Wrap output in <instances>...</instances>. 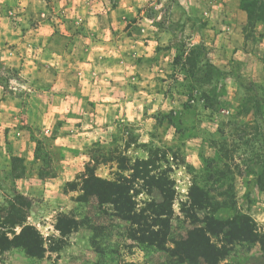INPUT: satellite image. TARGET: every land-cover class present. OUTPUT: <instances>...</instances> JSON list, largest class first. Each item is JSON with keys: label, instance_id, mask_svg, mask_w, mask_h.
Returning <instances> with one entry per match:
<instances>
[{"label": "rangeland", "instance_id": "rangeland-1", "mask_svg": "<svg viewBox=\"0 0 264 264\" xmlns=\"http://www.w3.org/2000/svg\"><path fill=\"white\" fill-rule=\"evenodd\" d=\"M41 25L111 44L96 50L110 58L87 61L84 90L46 128L37 105L61 101L37 95L23 73ZM232 26L247 44L222 52ZM263 38L264 0H0V105L3 95L12 98L0 109V206L23 195L27 223L45 249L33 258L11 248L0 264H178L167 251L131 240V223L111 205L83 201L79 187L69 186L91 160L99 162L95 174L111 180L131 172H119L118 161L130 167L149 153L151 174L166 176L174 191L166 248L237 215L264 235ZM192 185L208 205L190 204ZM131 192L138 214L150 216L148 203L162 202L141 181ZM211 240L223 245L222 235ZM225 247L219 264H264L258 243Z\"/></svg>", "mask_w": 264, "mask_h": 264}, {"label": "trees", "instance_id": "trees-1", "mask_svg": "<svg viewBox=\"0 0 264 264\" xmlns=\"http://www.w3.org/2000/svg\"><path fill=\"white\" fill-rule=\"evenodd\" d=\"M122 160L118 161V169L119 172L131 171L127 176L118 173L111 180L103 179L95 174L94 165L99 162L91 160L84 172L77 177V183H70L69 186L71 190L76 185L79 187L83 201L94 196L99 204L111 205L117 217L131 223L127 232L131 240L167 251L178 264H219L227 255V244L236 241L258 243L264 261V235L255 232L249 217L240 215L226 220L214 219L206 228H194L187 233L186 238L173 241L172 249L166 248L173 213L172 182L163 174H151L155 165L150 153L147 159L136 160L130 167L123 165ZM139 181L150 190L156 189L162 199L161 203H148L150 216L145 215L142 210L141 213H136V193L131 191ZM188 198L194 207L206 206L209 202L208 195L196 185L191 186ZM29 207L30 202L20 194L14 195L6 205L0 206V253L11 248H21L29 257L44 256L40 233L27 223ZM211 235H222L223 245L219 247L214 243Z\"/></svg>", "mask_w": 264, "mask_h": 264}, {"label": "crops", "instance_id": "crops-1", "mask_svg": "<svg viewBox=\"0 0 264 264\" xmlns=\"http://www.w3.org/2000/svg\"><path fill=\"white\" fill-rule=\"evenodd\" d=\"M241 21L247 22V14L241 12L239 15ZM230 31V27L228 28ZM224 34L221 33L218 41L224 40ZM229 39H225V44L219 49L222 52H227L230 48L241 47L244 43L247 44V40L244 39L241 29L237 26H232V32ZM35 43L37 46L36 55L32 61V66L29 71H23L24 74H30L28 78L30 84L34 83V91L40 97L49 98L52 97L56 101H61L57 104H52L46 100L41 101L37 105V112L40 114V121L38 123L44 125L45 128L49 126V122L58 114L67 113L70 110L68 107L69 99L73 98L74 91L82 88L84 90L85 85V71L84 66H89L87 61L97 58V56L106 57L111 56V52L105 54L98 53L100 45L107 48V45H111L109 41L96 42L88 40L86 38L74 37L71 38L67 33H56L50 31L49 27L41 25L35 33ZM217 41V40H216ZM104 42V43H103ZM115 45V42H112ZM217 43V42H216ZM221 42L220 45H222ZM264 44V38L262 43ZM113 45V46H114ZM97 50V51H96ZM115 57V53L113 52ZM90 67V66H89ZM4 99L1 101L0 109L6 108L12 100L10 96L3 95ZM4 113L0 114V123L4 124L2 117ZM186 264V263H183Z\"/></svg>", "mask_w": 264, "mask_h": 264}]
</instances>
